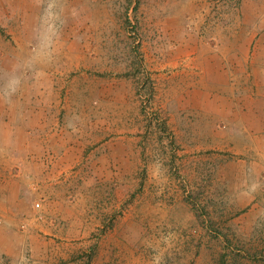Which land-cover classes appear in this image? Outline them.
<instances>
[{"label": "rangeland", "instance_id": "obj_1", "mask_svg": "<svg viewBox=\"0 0 264 264\" xmlns=\"http://www.w3.org/2000/svg\"><path fill=\"white\" fill-rule=\"evenodd\" d=\"M0 264H264V0H0Z\"/></svg>", "mask_w": 264, "mask_h": 264}, {"label": "clouds", "instance_id": "obj_2", "mask_svg": "<svg viewBox=\"0 0 264 264\" xmlns=\"http://www.w3.org/2000/svg\"><path fill=\"white\" fill-rule=\"evenodd\" d=\"M19 84V80H16V79H13L11 82H10V87L12 89V91L14 92L16 90V86Z\"/></svg>", "mask_w": 264, "mask_h": 264}, {"label": "crops", "instance_id": "obj_3", "mask_svg": "<svg viewBox=\"0 0 264 264\" xmlns=\"http://www.w3.org/2000/svg\"><path fill=\"white\" fill-rule=\"evenodd\" d=\"M229 88L232 90L233 86H231V84L229 83ZM229 94H231V92H229Z\"/></svg>", "mask_w": 264, "mask_h": 264}]
</instances>
